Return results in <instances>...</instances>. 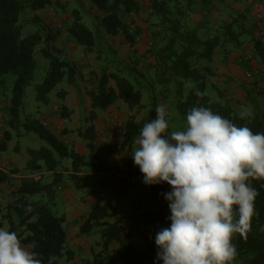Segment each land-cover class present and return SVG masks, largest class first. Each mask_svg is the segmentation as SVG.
I'll list each match as a JSON object with an SVG mask.
<instances>
[{
  "label": "trees",
  "instance_id": "obj_1",
  "mask_svg": "<svg viewBox=\"0 0 264 264\" xmlns=\"http://www.w3.org/2000/svg\"><path fill=\"white\" fill-rule=\"evenodd\" d=\"M87 1L99 14L94 18L93 29L83 22L78 8L69 9L58 0H0V87L5 84L6 76L13 77L10 106L7 108V125L15 131L19 129L18 125L23 126L27 132L37 134L45 142V145L38 149L26 150L28 159L25 168L31 174L19 178V184L12 190L11 197L3 208L0 202V208L3 209L2 218L8 224V231L17 233L22 247L28 246L30 251L38 253V258L42 259L44 264H48L50 256L57 258L52 264H59L63 258L67 264H119L120 262L143 264L146 261H153V256L133 247L130 241L134 233L132 228L124 230L117 219L110 221L117 215L115 203L109 201L105 205L96 204L86 215L80 217V235L89 236L98 232L100 236L99 241L91 243L90 251L87 253L84 252L83 247L76 248L77 253L68 246L65 216L57 214L54 210L55 194L63 182L67 185L66 180H68L74 189H84L86 172L97 173L105 169V160L100 158L96 150L97 131L93 121L97 117V111L109 109L117 99H121L130 109L138 106L141 102V89L138 84L136 85L137 81L129 80L123 75L125 71L119 68L108 71L106 66H103L105 69H101L99 73L91 72L88 79L90 88L87 91L90 99L88 119L90 124L83 131L78 130V135L87 141L88 156L76 151L72 144L59 137V134L53 132L39 118L27 117L24 121H20V113L24 109L25 88L34 82L35 77L37 79L39 65L35 53L38 47H40L39 52L48 61V65L44 76L34 84L35 100L39 104L46 105L49 102V94L56 91L58 85L66 79L77 90L79 103L81 102V91L76 79L81 78L82 74L78 72L73 62L54 54L60 52L55 48V42L61 35L62 29L59 26L53 28L49 24L42 25L43 21L34 14L35 11L58 6L68 12L71 21L64 30L70 41L82 47L85 54L92 52L96 44L107 36L114 37L120 34L128 44H135L140 29L134 26L133 16L141 10L139 0ZM252 1L264 4V0ZM191 2L192 0H150V12L158 26L155 36H160L159 45L153 38L148 48L149 55L154 59L150 67L155 71V83L163 90L173 87L178 99L176 108L184 118L185 127L188 110L194 106H205L210 107L214 113L232 120L237 126H248L254 134L264 133V109L254 99V92L250 89L251 83L242 84V89L246 93L245 98L251 102L250 111L253 116L250 119H239L240 111L234 107L231 100L221 101L220 98L226 94L223 91L226 86L222 90L213 82L215 75L210 66L217 48H220L227 57L230 47L235 49L242 46V36H250L252 59L256 58L259 65L264 68V41L252 37L253 27L247 28L244 25L246 17L243 13H236L233 16L230 12L229 16L233 17L218 26L214 34L202 35L201 29L192 25L187 19L191 12ZM26 11H30L31 17L28 22H23V18L27 17ZM27 25L34 28L27 35H23L22 30ZM249 63L250 61H245L238 67L241 71L243 69L248 72L252 68ZM188 81L192 83V88L184 86ZM208 83L216 90V96L213 97L205 92ZM195 89H199L205 95L198 98L194 94ZM65 93L56 91L59 97L64 96ZM217 96L219 98H215ZM60 111L62 119H67L70 114L69 109L61 106ZM154 112L155 108L147 119L142 121L131 118L121 124L118 134L122 147L132 146L143 125L154 118ZM68 132L69 130L65 128L62 134ZM10 137L8 131L3 132L0 140L1 151L6 149V141ZM63 161H68V166L63 165ZM87 165L88 170L85 171ZM111 166L115 167V164L111 163ZM108 168L109 171L111 167ZM113 171L117 172L113 180L124 186L125 183L118 178L121 169L115 167ZM16 173H18L17 168H13L10 172L0 168V184L9 182ZM261 183L252 181V186L259 192L255 201L257 215L252 219V231L247 241L238 234L234 237L233 243L236 245L238 255L233 263L238 259L239 264H264V231L260 230L264 226V188L261 187ZM171 190L164 188L162 183L150 185L151 205L145 206L147 203L143 201L133 204L136 212L132 217L133 225L152 226L166 222L170 227L169 202L163 193ZM36 196L39 198H35ZM137 233L139 237H146L142 231L138 230ZM113 243L118 244L116 261H111L108 254ZM96 244L100 245L99 250L94 248ZM79 253L82 258L73 261Z\"/></svg>",
  "mask_w": 264,
  "mask_h": 264
},
{
  "label": "rangeland",
  "instance_id": "obj_2",
  "mask_svg": "<svg viewBox=\"0 0 264 264\" xmlns=\"http://www.w3.org/2000/svg\"><path fill=\"white\" fill-rule=\"evenodd\" d=\"M58 1L66 5L69 9L74 7L78 8L82 14L83 22L90 29H93L94 18L99 14L94 8L90 6L87 0ZM139 2L141 4V10L137 15L133 16L135 21L134 26H137L140 29L139 33L136 35L134 45H130L124 41L120 34L114 37L107 36L104 40H101L98 44H96L92 52L86 54L83 52L82 47L77 46L74 41H70L67 33L64 30V27L71 21V18L68 16V12L61 10L58 6H52L41 11H35L34 14L43 21L42 25L47 26V24H49L53 26V28H57V26H59V28L62 29L61 35L55 42V48H58L60 52H54V54H57L61 59L73 62L78 69V72L82 74L81 78L76 79L82 97L84 95L86 99H89L87 93L88 89L90 88L88 79L92 71L96 72L97 74L101 69L104 68L103 66H106L108 71H115L116 68H119L125 71L123 75H126L129 80L132 82L136 80L138 82H136V85L138 84L141 89V102L138 106L130 109L121 99H117L114 105L111 106V110H105L107 111V115H110L121 124L131 118L136 121H142L143 119H147V117L157 105L163 103L168 107L170 112V116L167 117V119L170 121V128L172 130H184L185 121L176 108L178 99L173 92V87L170 86L171 89H168L170 91L163 90L159 84H156L154 81L155 71L152 67H150L154 63V59L152 55H149L148 48L150 43H152L153 38L156 39L157 45H159L160 36H155L158 26L156 24L155 17L151 15L150 12V0H139ZM183 3L186 4V2ZM191 4V12L187 19L192 25L198 26L201 29L200 32L202 35L214 34V30H216L217 27L220 26L225 20L231 19L236 13H243L246 17L244 25L247 28L253 27L252 37L261 38L264 41V35L262 36L259 34L260 27L264 24V4H258L252 0H192ZM230 12L233 13V16L231 17L229 16ZM25 14L27 17L23 18V22H28L29 17H31V13L30 11H26ZM33 28L34 26L31 25L24 27L22 30L23 35L30 33ZM241 38L243 39V44L241 47L235 49L230 47L229 52L227 51V57H225L224 52L220 51V48H217L214 58H217L215 60L217 63L224 64L226 60V63L231 62L234 64V66L245 61H250L249 64L252 66V68L247 72L249 76H246L245 71L242 69L238 75L232 74L231 77H226L227 79H220L221 81L217 80L219 77H214L212 80L222 90L226 86V89L223 90L226 92V94H224V97L220 98L221 101L224 102L225 99L231 100V103L234 104V107H237L239 111H250L251 102L245 98L246 93L242 89V84L251 83L250 89L254 92V99H256L260 107L264 109V68L259 65L256 58L251 60H246L244 58V56L247 55V52L251 50L252 39L250 36H242ZM39 50L40 47L37 48V52L35 53V59L39 65V70L36 75L37 79L35 77L34 82L25 88L24 109L20 113V121H24L27 117L39 118L41 122L48 126L53 132L59 134V137L65 140L68 144H72L75 150L79 152L87 151L86 156H88V148L86 147L87 141L78 135V130L83 131L87 126H89L90 120L88 121V119L90 111L88 112L86 108H82L84 113H88L86 117L83 116L81 119L79 124V126H81L80 128L75 127L73 129H68L62 123V117L60 116V107L65 106L68 89H71L75 92V95L73 94V101L79 103V98L77 97V90L75 87L69 84L66 79H64L56 89V91L66 92L64 96L59 97L56 94V91H52L49 94V102L46 105L39 104L34 98V84L38 82L42 76H44L46 67L48 65V61L39 52ZM224 50L226 51V49ZM227 59L229 61H227ZM215 62L212 60L210 65L211 68L214 66ZM133 65L134 67H132ZM228 79H230V82L227 81ZM12 83L13 77L8 75L6 76L5 84L0 87V140L4 131H8L11 134L9 140L6 141V149L0 151V167H2L7 172H10L13 168H17L18 173H16L14 177H11L9 182L0 184V202L2 208L10 199L12 190H14L19 184V178L31 174V172H28L25 168L26 161L28 159L26 150L28 148L38 149L39 147L45 145V142L41 140L37 134L33 132H27L23 126L18 125L19 129L15 131L7 125V108L10 106ZM167 91L169 93H167ZM205 92L213 97L217 95L216 90L211 86L210 83L207 84ZM215 98L219 97L217 96ZM100 112H97V114ZM155 117L156 113L154 112L153 119H155ZM97 120L99 121V118ZM97 120L96 118L94 119L96 122ZM105 122V119H101V123H103L102 129L96 130L97 137L95 140L96 150L100 158L105 160L106 165L104 168L108 170V167L110 166V170H113V168L116 167V169H121V171H123V168L125 167L132 165L135 166L134 161H123L122 156L127 154L131 148H128L127 146L122 147L120 144L121 138L118 134V130H116L113 135H110L109 130L104 128L106 124ZM65 128L68 129L69 132L62 134V131ZM75 134L78 137L77 140H79L78 144H76L75 141ZM15 146H18L20 151L13 150ZM133 147H135V145ZM107 152H109V154ZM130 153H132V150ZM131 157L132 155H130L129 158ZM111 163L115 164V167L111 166ZM63 165L68 166V161H63ZM133 168H135V173H138L139 175L141 174V172L138 171L140 169L139 166ZM87 170L88 165L85 167V171ZM96 175L100 182L105 179V177L102 178V176L99 174H95V176ZM112 178L113 177H111V179ZM161 183L164 188L171 189V186L167 182ZM133 184L136 185L139 191L137 193H132V195L129 196V204L127 206L122 205L119 207L121 214H119L117 221H119L125 230H128L133 226L132 217L136 213L133 208L134 203L143 201L144 203H147L145 206L151 205L149 200L150 185H146L143 182V177L134 181L133 183H130V185ZM62 185L65 186V182H63ZM128 185L129 184H125L124 186ZM56 187L58 188L59 186L57 185ZM87 187L88 190L85 188L76 190V193L73 195L77 197H83V195L88 194L91 197H97L99 194H104V199H111L113 197L111 192H107L108 187L100 188L101 191H99L97 195V192L93 191L94 189L91 185H88ZM66 189L68 190V188ZM121 192H123L122 189ZM62 197L63 194L61 190L58 189L55 194L56 204L54 206V210L59 215L64 211V206L61 201ZM35 198H39V196H36ZM78 199L79 201L81 200L80 198ZM107 199L99 202V205L107 204ZM85 205L89 207V204ZM2 213L3 209L0 208V228L8 230V224L2 218ZM110 221L113 222L116 221V219L111 218ZM142 226V234L146 237H138L133 239L131 241L133 246L135 248H141V246L145 244L146 246H143L146 249L145 252H148L151 256H153L152 260L159 262V264H163L162 260L157 259V251L155 254L152 253V251L158 250L156 249L157 245L155 244L156 233L162 228H167V223H156V227L152 226L151 229L148 226ZM152 228H157V230ZM81 236V239H84L90 243H92L91 240L95 242L99 241L100 239L98 232L89 236ZM117 247L118 244L113 243L108 250L111 261L117 260ZM94 248L99 250L100 245L96 244ZM72 249L78 253L75 247ZM239 263L240 260L238 259L235 263L232 262V264ZM59 264L67 263L63 258ZM119 264L124 263L120 262Z\"/></svg>",
  "mask_w": 264,
  "mask_h": 264
},
{
  "label": "clouds",
  "instance_id": "obj_3",
  "mask_svg": "<svg viewBox=\"0 0 264 264\" xmlns=\"http://www.w3.org/2000/svg\"><path fill=\"white\" fill-rule=\"evenodd\" d=\"M186 88H192L190 81ZM202 98L205 93L194 90ZM211 103V101H210ZM141 128L132 149L146 185L167 182L170 227L156 233L157 259L163 264H232L238 255L234 237L247 241L257 215L258 190L264 188V133L194 106L184 130H172L168 107ZM241 110L239 119L252 118ZM264 231V226L261 227ZM39 254L22 247L16 232L0 228V264H44ZM57 258L50 256L48 264ZM159 264L147 261L143 264Z\"/></svg>",
  "mask_w": 264,
  "mask_h": 264
},
{
  "label": "crops",
  "instance_id": "obj_4",
  "mask_svg": "<svg viewBox=\"0 0 264 264\" xmlns=\"http://www.w3.org/2000/svg\"><path fill=\"white\" fill-rule=\"evenodd\" d=\"M216 59L217 58L213 59L214 62ZM228 59H230V58H228ZM228 59H227V61H229ZM218 61H219V59H218ZM238 66H239L238 64L234 66V64H232L231 62L226 63V60H225L224 64H220V63L215 62L214 66H212V71L214 72L215 77L216 76L219 77L217 80L221 81L222 79L224 80L226 77H229V76L231 77L232 74L238 75L241 72V69ZM227 81L230 82V79H228ZM67 91H68V94L66 96L67 99L65 100V106L69 109L70 114H69L67 119H62V123L68 129H73L75 127L80 128L81 126H79V124H80L81 119L83 118V116L86 117L87 113L90 111V100L86 99V97L84 95H83V97L81 95V103H77L76 101H73L74 100L73 94L75 95V92L71 89H68ZM82 108H86L88 112L84 113ZM111 109H112V107L109 108L108 110H111ZM97 112H100V111H97ZM106 112L107 111H105V112L101 111L99 114H97L96 120L99 118V121L97 120V122L96 121L93 122L96 130L102 129L103 123H101V119H105V121H107L106 118L108 116H110V115H107ZM104 128L105 129L107 128L106 124H105ZM77 139H78V137L75 134L76 144H78V141H79ZM134 145L135 144L133 143L132 146L130 147L131 150H132V147ZM13 150L20 151V148H18V146H17V148L15 149V147H14ZM131 150L127 154L122 156L123 161H133L132 157L129 158L130 155L132 154V153H130ZM79 153L87 155V151H81ZM133 167H137V165L125 167V168H123V172L125 174H133L135 172V168H133ZM0 168H2V167H0ZM116 173L117 172H115L113 170L108 171L106 169H103L102 171L97 172V173H93V172H86L85 173V177H86V188L85 189L88 190L87 186L91 185L94 189L93 191L97 192L96 193V195H97L99 193V191H101L100 188H102V187L107 188L108 187L107 192H111V194H113V197L111 199H107V198L104 199V194H99L97 197L96 196L91 197L88 194L83 195V197H79V196L77 197V196L73 195L76 193L75 192L76 189H74L72 187L71 183L68 182L67 180H66L67 185H65V186L62 185L60 187V190L63 194L61 201H62L63 206H64V209H63L64 211L61 214H64V216H65V225H66V228L68 229V246L69 247H71V248L83 247L85 253H87V251H90L89 249H90L91 243L84 240V239H81L82 236L79 234V225H80V221H81L80 217L86 215L88 213V211L94 205L99 204V202L104 201L106 199H107V202L110 201L112 203H115L117 206L116 207L117 215L114 218L118 219L119 214H121L119 207H121L122 205L127 206L129 204V196H131L132 193H137L139 191L135 184L130 185L129 183H127V184H129L128 186H123L122 184L116 183L115 182L116 180H113V178L117 175ZM95 174H99L102 176V178L105 177V179L100 182L99 178L97 177V175L95 176ZM111 177H113V178L111 179ZM69 187H70V189H69ZM66 188H68V190ZM121 189L123 190V192H121ZM78 198H80L81 200L79 201ZM85 204H89V207L86 206ZM133 226L130 227L134 230V233H133L132 237L130 238V241L139 237L137 231L138 230L142 231V227H143L142 225L136 226L137 228L135 226L134 227ZM152 226L156 227V224L152 225ZM152 226H148V227H150V229H151ZM135 229H137V231ZM152 229L157 230V228H152ZM91 242H93V241L91 240ZM143 246H146V245L144 244L141 246V248H136V249L139 250L140 252H145L146 249ZM24 247L29 250L28 246H24ZM156 249H158V247H156ZM156 251H158V250L152 251V253L155 254ZM84 252H82V253H84ZM85 256H87V255L85 254ZM81 258H82V255H80V253H79L73 259V261H79Z\"/></svg>",
  "mask_w": 264,
  "mask_h": 264
},
{
  "label": "built area",
  "instance_id": "obj_5",
  "mask_svg": "<svg viewBox=\"0 0 264 264\" xmlns=\"http://www.w3.org/2000/svg\"><path fill=\"white\" fill-rule=\"evenodd\" d=\"M259 34L260 35L264 34V24L260 27ZM244 58L246 60H251L253 58V49L252 48H251V50H249L247 52V55L244 56ZM245 74H246V76H249V74L247 72H245ZM106 119H107L106 127L108 128L110 135H113L116 130L121 128V126H122L121 123L119 121L115 120L114 118H112L111 116L107 117ZM138 171L141 172L140 169ZM140 175H141V177H140ZM140 175L138 173H135V172L133 174H125L122 171L120 174H118V178H120L121 181H123L125 184H127V183H133L134 181L143 177L142 173Z\"/></svg>",
  "mask_w": 264,
  "mask_h": 264
}]
</instances>
